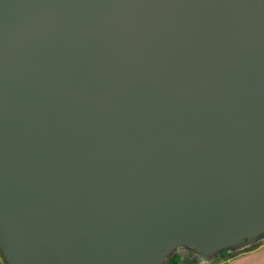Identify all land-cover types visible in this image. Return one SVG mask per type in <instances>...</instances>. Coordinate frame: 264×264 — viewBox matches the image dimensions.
I'll return each instance as SVG.
<instances>
[{
    "label": "water",
    "instance_id": "95a60500",
    "mask_svg": "<svg viewBox=\"0 0 264 264\" xmlns=\"http://www.w3.org/2000/svg\"><path fill=\"white\" fill-rule=\"evenodd\" d=\"M263 241L264 0H0L4 264Z\"/></svg>",
    "mask_w": 264,
    "mask_h": 264
},
{
    "label": "rangeland",
    "instance_id": "374dc122",
    "mask_svg": "<svg viewBox=\"0 0 264 264\" xmlns=\"http://www.w3.org/2000/svg\"><path fill=\"white\" fill-rule=\"evenodd\" d=\"M218 264H264V241L252 249L227 256Z\"/></svg>",
    "mask_w": 264,
    "mask_h": 264
},
{
    "label": "flooded vegetation",
    "instance_id": "af4514ba",
    "mask_svg": "<svg viewBox=\"0 0 264 264\" xmlns=\"http://www.w3.org/2000/svg\"><path fill=\"white\" fill-rule=\"evenodd\" d=\"M256 247V246H255ZM188 258L186 259H176V257L173 259L174 264H205L204 260H202L201 258L193 255V254H188ZM224 258H226L225 255L222 256V258L220 260H217L216 262H212V263H207V264H218L221 260H223Z\"/></svg>",
    "mask_w": 264,
    "mask_h": 264
},
{
    "label": "built area",
    "instance_id": "2783aa9c",
    "mask_svg": "<svg viewBox=\"0 0 264 264\" xmlns=\"http://www.w3.org/2000/svg\"><path fill=\"white\" fill-rule=\"evenodd\" d=\"M3 259H4V257H3V255H2V253H1V251H0V264H4Z\"/></svg>",
    "mask_w": 264,
    "mask_h": 264
},
{
    "label": "trees",
    "instance_id": "16d2710c",
    "mask_svg": "<svg viewBox=\"0 0 264 264\" xmlns=\"http://www.w3.org/2000/svg\"><path fill=\"white\" fill-rule=\"evenodd\" d=\"M223 255H225L226 257L229 256L227 253H223ZM223 255H222V256H223ZM234 255H235V254H234ZM234 255H233V256H234ZM176 259H178V257H176ZM176 259H174V260H176ZM169 264H174L173 259L170 261Z\"/></svg>",
    "mask_w": 264,
    "mask_h": 264
}]
</instances>
